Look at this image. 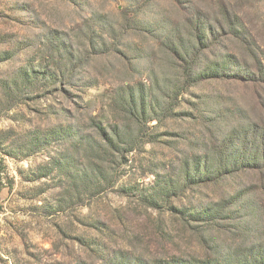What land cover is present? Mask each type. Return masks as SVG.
<instances>
[{"label": "rangeland", "instance_id": "1", "mask_svg": "<svg viewBox=\"0 0 264 264\" xmlns=\"http://www.w3.org/2000/svg\"><path fill=\"white\" fill-rule=\"evenodd\" d=\"M260 76L264 0H0V264L264 253V169L184 176L214 173L222 139L264 122ZM98 123L133 148L104 161ZM223 199L226 218L190 216Z\"/></svg>", "mask_w": 264, "mask_h": 264}, {"label": "trees", "instance_id": "2", "mask_svg": "<svg viewBox=\"0 0 264 264\" xmlns=\"http://www.w3.org/2000/svg\"><path fill=\"white\" fill-rule=\"evenodd\" d=\"M205 33L206 32H204L203 34ZM195 38L197 41L196 47L204 43V50H206L210 46L207 43V39L205 36H202L201 34H195ZM224 69L225 67L222 68L220 71H215L214 73L211 72L212 75H205V73L203 74V77L223 76L225 74V72H222ZM187 75L190 76L191 72L188 71ZM197 77H202V74L197 75ZM242 78L244 79L245 76H242ZM260 78H264V76H260ZM131 106H133V110L130 109L129 105L125 109L126 118H129V121H134L135 123H137L139 122V120L137 119L139 118V116L135 112V108H137L138 103L133 102L131 103ZM94 126L95 133H97L99 136L98 138H100L98 140V147L101 150L109 151L110 157H105V159H103L107 163L113 162L112 158L115 152H119L121 149L127 151L133 148V144L136 138L133 135H130L129 141L127 140L128 143H123V141L118 140L117 137L119 135L120 129L117 125H109L106 129L99 123ZM222 140L223 141L221 142L220 147L222 150L217 154V170L212 173L208 170L209 167L206 166L203 172H201V170L197 168H195L194 171H192L191 173L190 171H185V179L190 184H206L208 182L219 181L221 178L224 177V174L221 171L223 168H230V170L239 169L252 171H259L264 169V122L261 124L252 123L247 129H233L227 134L226 138ZM102 156L104 155L101 154L98 149H95V158H100ZM1 179L2 177L0 169V191L2 188ZM169 195L171 194L161 196H159L158 194H150L148 197L142 198H146L149 202H153L154 200H156L155 198H160L162 200H164L166 197L170 198ZM236 203L237 201H226L223 199L222 203L219 204L218 208H215V213L206 215L207 210L202 208L198 211H195L194 213H191L190 216L196 217L197 219L195 220H222L228 216V214L231 212V207ZM169 210L171 211V214L181 213L180 209L175 206H172ZM210 259L201 260L195 257H188L185 259H180V261L173 260L174 262L167 264H233L229 260L222 262L219 260L213 261ZM236 264H264V253L258 252L250 255V257L246 256L242 260L238 261Z\"/></svg>", "mask_w": 264, "mask_h": 264}]
</instances>
